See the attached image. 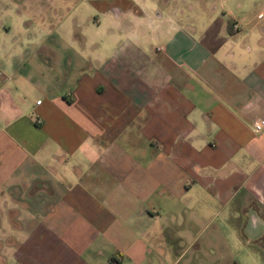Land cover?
<instances>
[{"label": "crops", "instance_id": "1", "mask_svg": "<svg viewBox=\"0 0 264 264\" xmlns=\"http://www.w3.org/2000/svg\"><path fill=\"white\" fill-rule=\"evenodd\" d=\"M1 28L0 264H176L177 215H227L218 264H264V0H57Z\"/></svg>", "mask_w": 264, "mask_h": 264}, {"label": "rangeland", "instance_id": "2", "mask_svg": "<svg viewBox=\"0 0 264 264\" xmlns=\"http://www.w3.org/2000/svg\"><path fill=\"white\" fill-rule=\"evenodd\" d=\"M57 0H0V27L4 25H11L20 19L21 15H29L37 17L38 13H43L45 20L52 18L53 6L56 5ZM59 4V3H58ZM62 10H66L68 3H60ZM0 29V35L3 33ZM11 37H19V29L12 27L10 31ZM30 38H36L35 31L29 33ZM250 45V44H249ZM251 46V45H250ZM34 44L28 45V51L31 53L34 49ZM171 221L172 231L182 233L181 237L186 235L187 244L183 245L182 239L174 241L179 248H173L171 252V259L174 261L179 255L176 264H218V260L222 256H228L227 252H221L218 242L225 240L226 247H233V238L229 235L232 222L225 220L227 215H184ZM228 228H230L228 230ZM219 231V232H217ZM217 232V235L213 233ZM216 234V233H215ZM178 239L176 235L173 237ZM191 243V245H190ZM219 249H218V248ZM240 252H233L231 256H238ZM225 260V259H223Z\"/></svg>", "mask_w": 264, "mask_h": 264}, {"label": "built area", "instance_id": "3", "mask_svg": "<svg viewBox=\"0 0 264 264\" xmlns=\"http://www.w3.org/2000/svg\"><path fill=\"white\" fill-rule=\"evenodd\" d=\"M252 126H253L254 132H260V131L264 130V119H262V118L254 119Z\"/></svg>", "mask_w": 264, "mask_h": 264}]
</instances>
